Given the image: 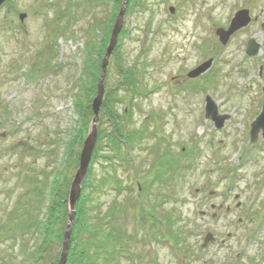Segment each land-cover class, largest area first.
I'll return each mask as SVG.
<instances>
[{"label":"rangeland","instance_id":"374dc122","mask_svg":"<svg viewBox=\"0 0 264 264\" xmlns=\"http://www.w3.org/2000/svg\"><path fill=\"white\" fill-rule=\"evenodd\" d=\"M137 2L129 3L125 12L123 28L128 32L120 50L125 63L137 67L140 79L137 91H119L122 101L116 108L121 115L130 107L127 125L146 130V142L136 147L131 160L134 167H142L143 208L137 205L138 175L133 169L118 159L99 158L94 164L98 177L112 173L113 163L116 176L131 189L93 190L91 224L97 232L104 224L108 236L119 240V228L123 231L126 237L115 243L123 249L119 264H264V142L250 141L251 123L261 111L251 105L260 82L249 72L245 47L253 31L244 30L226 46L215 34L218 27L229 25L246 0H140L139 7ZM175 3L179 14L172 18L168 6ZM255 4L257 13L264 10V0ZM113 7L112 0H11L0 8V232L5 234H0V264H34L27 253L36 249L38 234L25 236L23 254L22 244L5 231L7 213L45 214L48 196L42 199V190L63 168L65 146L79 130L74 101L75 96L86 98L81 88L89 80L81 78L86 46L102 41ZM21 13L27 14L23 21ZM258 39L264 46V35L259 33ZM210 58L215 63L202 80L179 84ZM119 78L112 56L106 90ZM207 95L229 117L221 129L205 117ZM111 125L101 127L111 131ZM89 126L85 138L92 120ZM158 136L171 142L173 154L191 148L198 154L194 168L174 176L169 186L154 180L148 188L149 178L143 174L155 164ZM101 144V154L112 155L107 141ZM76 170H67L70 180ZM116 201L120 206L113 218L107 213L114 211ZM209 231L215 239L202 247ZM175 236L180 237L177 244ZM49 251L56 254L45 256L53 264L60 260L62 244Z\"/></svg>","mask_w":264,"mask_h":264},{"label":"trees","instance_id":"16d2710c","mask_svg":"<svg viewBox=\"0 0 264 264\" xmlns=\"http://www.w3.org/2000/svg\"><path fill=\"white\" fill-rule=\"evenodd\" d=\"M122 1L123 0H112L114 10H112L110 18L106 24L102 41L92 48L89 47L88 44L86 46L88 54L81 77L82 79L89 78L88 83L81 86L86 92V98L84 100L82 96L79 95L75 96L74 101V108L77 114L76 122L78 123L79 130L75 132L74 136H72L71 142H68L65 146L64 162L63 159L61 160L63 168L59 169L57 171L59 173L53 176L54 179L52 183H47L42 190V199L48 196V204L45 205V214H43L42 218H40L39 212L33 217L30 215L28 216L27 214L25 216L26 218L19 216L17 211L11 213L10 217L8 215V227L5 231H9L12 239L16 243L19 242L22 244L21 249L23 254L26 252L23 240L25 239V236L31 233V231L34 234H38L39 238L36 243V249L33 252L27 253L28 258L32 260L34 264L49 263L48 260L50 259L46 260L45 256H56V254L50 252L49 249H52L57 243L60 245L62 244L64 231L69 219L68 196L72 182V180L67 177L66 172L68 169H76L79 166L80 152L76 151V147L83 145L85 135L89 130V125L93 118L92 101L97 93V82L101 72V61L109 42L117 11L121 6ZM133 1L135 0H130L129 3L131 4ZM130 4H128L127 10L131 7ZM137 4L138 2L136 5ZM127 32V29L122 30L119 42L112 55L114 56L120 78L117 85L111 88L109 87L105 93L100 112L98 143L95 147L87 175L82 184L81 196L76 203V215L71 236V246L66 264H111L114 262L119 264V254L122 251V247L119 244L115 245V243L122 242L126 236H124L123 231L119 228L122 235L120 240L117 237L114 238L113 235L110 238V236H108V230L104 227V224L97 226V232L90 221L91 205L94 200L95 191H106L107 188L113 187L116 192H121L126 189H131V186L127 185L122 179H119L116 176V166L113 163L109 166L112 173L107 171L105 175L98 177L94 164L99 158H104L106 160L110 158L118 159L128 170L129 168L133 169L135 175H138V178H135V182L139 186L137 196L139 197L140 195L137 205L141 209L143 208L141 203L143 202L142 193L145 192V188L141 183L143 182L144 184L145 179H139L141 165L140 167H134L131 160H134L133 153L135 152L136 147L145 144L146 130H133L130 129V124L127 125L128 121L126 122L125 116L131 112L130 107H126L121 115L118 114L116 108V106L122 101L119 97V91L121 89L132 90L133 92L137 91L138 81L140 79V73L136 69L137 67L135 65L126 64L120 50L122 46L121 43ZM106 122L112 124L110 126L111 131L102 129V124ZM157 132H159L158 129L153 132V135L156 136ZM157 138L158 139H155V151L157 153L155 164L152 165V168H150L148 172L143 174L144 178H149L146 183L148 188H151L154 180H157L162 187L169 186V182L174 180V176L177 177L179 174H183L186 169L194 168L196 155L198 154V151L195 148H191L186 152L182 151L179 154H173L170 152L172 145L171 142L167 140L165 141V137L163 136H158ZM101 141H107L108 145L111 146L113 149L112 155L106 156L101 154L103 148ZM161 148H163L162 151ZM38 151H40V153L42 151L44 152L43 149ZM187 159H189L190 162L184 163L183 160L186 161ZM105 169H107V167H105ZM62 180L64 182H62ZM36 194L39 196L38 193H35V197ZM38 206H43V200L39 202ZM119 206V203L116 201L112 207L114 211H108L107 214L110 217L116 218L118 214L115 213V210H117ZM13 220L15 221L14 227L13 229H10ZM170 222H172V220L169 221L168 224H170ZM0 226H2V224ZM172 226L173 225H169L170 228H172ZM85 231L91 232V237H86L84 235ZM0 234L2 236L5 235L4 232H0ZM9 238L10 237H7L6 235L5 239ZM174 240L177 244L180 241V237L175 236ZM52 261L53 264H57L59 259L56 258Z\"/></svg>","mask_w":264,"mask_h":264},{"label":"water","instance_id":"95a60500","mask_svg":"<svg viewBox=\"0 0 264 264\" xmlns=\"http://www.w3.org/2000/svg\"><path fill=\"white\" fill-rule=\"evenodd\" d=\"M7 0H0V7L6 2ZM129 0H124L121 6V9L117 15L116 21L114 23V27L112 29V34L109 40V44L106 49V53L102 58L101 62V73L98 78L97 83V94L92 101V110H93V118H92V126L91 130L88 133L87 137L84 140L81 152H80V163L79 167L74 175V179L72 181L69 193V219L66 225V229L64 232V238L62 243V251L61 256L58 264H66L70 242H71V234L73 228V222L75 219V206L77 201L79 200L81 193H82V183L86 177L88 172L92 155L94 149L97 144L98 140V121L100 119V111L105 97V79L107 75V68L109 65L110 58L115 50V47L119 40L120 32L123 28L124 18H125V11ZM171 11H174L173 7L170 8ZM27 14L22 13L20 14V19L23 21L26 18ZM250 22L249 11L246 9L239 10L231 20V23L228 28H218L216 34L219 38V41L226 45L231 36L234 35L237 31L242 28L248 26ZM259 44L251 41L247 48V54L249 56H254L259 51ZM213 59H209L208 61L204 62L203 64L199 65L197 68L193 69L188 73V77L195 79L202 74L206 73L212 66ZM205 117L207 119H211L215 127L217 129H221L224 126L225 121L229 118L228 115L220 114L218 110V106L214 99L208 95L206 97V107H205ZM262 135L264 139V104L262 107V111L257 117V119L252 123L250 137L251 142L255 143L259 135ZM215 238L212 233H208L204 239V244L202 247H206L211 241Z\"/></svg>","mask_w":264,"mask_h":264},{"label":"flooded vegetation","instance_id":"af4514ba","mask_svg":"<svg viewBox=\"0 0 264 264\" xmlns=\"http://www.w3.org/2000/svg\"><path fill=\"white\" fill-rule=\"evenodd\" d=\"M136 1V0H135ZM135 1L131 2V4L135 5ZM160 1H165V0H160ZM179 1H183L185 2V0H179ZM140 2V0H138V3ZM256 0H246L245 2V5H242L240 7L239 10H243V9H246L249 11V17H250V22L248 24L247 27L245 28H242L240 29L239 31H237L234 35L231 36L229 42L226 44L228 45L230 43L231 40L235 39L237 36L241 35L242 32L244 30L247 29V31L251 30L253 31L252 33V36L250 35V37H248L247 41H245V47H246V55H247V48H248V45L251 41H254L255 43H258L259 44V51L257 52L256 55L254 56H248V58H250L251 62L249 64V72H251V74L254 76V77H257L259 82H260V85H258V89L255 91V94L253 96V101H251V105L254 106V107H257L258 109L260 108L262 110V106L264 104V46H263V43L258 39V34H262L264 35V10H261L257 13L256 11V4H255ZM141 4V8L143 5V3H140ZM140 6V5H139ZM138 4H137V7H139ZM147 6H150V5H147ZM173 7L174 11H171L170 8ZM146 9H148V7H145ZM179 7H177V4L175 3V5H169L168 6V11L170 13V15L172 16V18H176L179 14V11L177 10ZM237 10L234 15L239 11ZM233 15V16H234ZM232 16V17H233ZM232 19V18H231ZM231 22V20H230ZM229 22V24H230ZM202 27V26H201ZM200 27V28H201ZM228 26L226 27H222V28H228ZM218 28H221V27H218ZM217 28V29H218ZM196 29L198 30V25L196 26ZM203 29V27L201 28V30ZM216 29V31H217ZM126 30V29H125ZM216 31H215V34H216ZM217 36V35H216ZM218 38V37H217ZM218 41H219V38H218ZM221 43V42H220ZM221 45H223L221 43ZM226 45H223V46H226ZM215 63V62H214ZM201 78V77H200ZM200 78H197V79H191V78H188L187 75H186V78L182 77V79L179 81V84H183V83H192L193 81H196V80H200ZM202 80V78H201ZM187 84V85H188ZM261 112V111H260ZM259 115V114H258ZM258 117V116H257ZM256 117V118H257ZM255 118V119H256ZM254 119V120H255ZM254 122V121H253ZM252 122V123H253ZM251 123V124H252ZM260 138V141L264 142V139L262 137V135L260 134L259 136ZM258 141V140H257ZM262 184H264V181L262 182ZM211 208L215 211L217 210L216 206L213 204L211 205ZM11 211L9 212V217L11 215ZM214 217H215V214H214ZM231 236V234H229Z\"/></svg>","mask_w":264,"mask_h":264}]
</instances>
